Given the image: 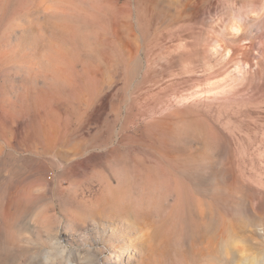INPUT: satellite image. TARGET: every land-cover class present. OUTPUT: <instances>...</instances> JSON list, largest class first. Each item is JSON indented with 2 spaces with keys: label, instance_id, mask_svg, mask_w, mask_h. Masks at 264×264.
Masks as SVG:
<instances>
[{
  "label": "rangeland",
  "instance_id": "obj_1",
  "mask_svg": "<svg viewBox=\"0 0 264 264\" xmlns=\"http://www.w3.org/2000/svg\"><path fill=\"white\" fill-rule=\"evenodd\" d=\"M0 264H264V0H0Z\"/></svg>",
  "mask_w": 264,
  "mask_h": 264
},
{
  "label": "bare ground",
  "instance_id": "obj_2",
  "mask_svg": "<svg viewBox=\"0 0 264 264\" xmlns=\"http://www.w3.org/2000/svg\"><path fill=\"white\" fill-rule=\"evenodd\" d=\"M180 47H176L175 49H179ZM179 52V51H178ZM180 53V52H179ZM176 58H178V56L176 55L175 56ZM167 93H168V90H163L159 93V98H163V100H165V98L167 97Z\"/></svg>",
  "mask_w": 264,
  "mask_h": 264
}]
</instances>
